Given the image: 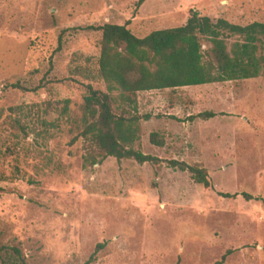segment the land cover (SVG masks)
Wrapping results in <instances>:
<instances>
[{"label": "rangeland", "instance_id": "1", "mask_svg": "<svg viewBox=\"0 0 264 264\" xmlns=\"http://www.w3.org/2000/svg\"><path fill=\"white\" fill-rule=\"evenodd\" d=\"M136 2L0 0V264L12 247L26 264H264V75L137 93L152 116L134 147L204 167L205 187L165 161L93 152L77 71L97 66L101 34L87 26L129 22L142 37L193 12L264 23V0ZM204 111L216 116L190 119Z\"/></svg>", "mask_w": 264, "mask_h": 264}, {"label": "trees", "instance_id": "2", "mask_svg": "<svg viewBox=\"0 0 264 264\" xmlns=\"http://www.w3.org/2000/svg\"><path fill=\"white\" fill-rule=\"evenodd\" d=\"M146 0H137V10ZM128 23L106 22L85 29L100 32L99 57L93 70L77 68L90 80L82 84L83 135L91 140L92 151L101 158H131L139 164L158 165L165 160L143 153L134 144L140 140V120H149L150 113L139 114L137 93L207 83L250 79L264 75V23L253 21L240 25L224 18L212 19L197 12L190 13L185 24L155 29L145 36H136ZM236 38L229 42V38ZM60 41V40H59ZM207 49H203V44ZM60 46V44H59ZM92 81H101L104 90L94 88ZM6 87L24 89L18 82ZM2 88L0 87V94ZM126 105L115 113V99ZM204 111L192 118L215 117ZM153 144L162 146L164 139L157 132L149 136ZM166 165L188 171L196 182L211 185L207 170L197 164L175 159ZM228 196V194H225ZM3 248L0 246V251ZM1 264H26L18 248H8ZM96 250L91 255L94 257ZM226 255L214 264H223Z\"/></svg>", "mask_w": 264, "mask_h": 264}]
</instances>
